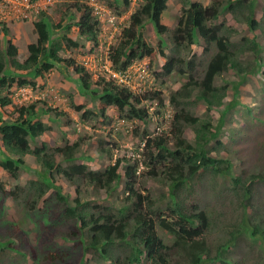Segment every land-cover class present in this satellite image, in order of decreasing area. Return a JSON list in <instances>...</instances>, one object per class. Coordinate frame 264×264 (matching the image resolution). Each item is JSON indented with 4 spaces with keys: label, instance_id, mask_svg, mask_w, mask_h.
Masks as SVG:
<instances>
[{
    "label": "trees",
    "instance_id": "obj_1",
    "mask_svg": "<svg viewBox=\"0 0 264 264\" xmlns=\"http://www.w3.org/2000/svg\"><path fill=\"white\" fill-rule=\"evenodd\" d=\"M113 1V6L131 2V0ZM168 1L139 0L138 7L121 31L118 44L112 46L109 60L115 70L126 71L139 63L140 60L156 57L155 50L144 40L143 32L148 25L153 27L160 42L163 35L172 37L175 50L197 45L199 39L204 41L206 53L216 48L215 54L204 66L201 80L194 79L196 68L199 66L196 61L197 55L189 62L177 58V56H171V58H167L162 68V74H157L159 77H167L175 73L187 76L189 73L190 76V80L179 90L173 92L171 97V103L176 106L175 117L170 125L173 144L169 143L170 136H167V132L158 136L145 135L144 148L140 152V157L118 158L102 171H95L86 164L78 163L66 168L63 167L64 164L77 159V154L85 138L72 144L67 141L64 146L56 148L48 147L44 143L41 147L33 149L31 140L35 141L50 130L39 119L36 106L32 104L19 108L17 110L19 118L13 122L6 121L5 114L0 110V144L5 148L4 151L0 150L3 156L0 160V170H5L14 180H19L21 172L29 171L30 167L25 161V156L31 154L42 167L40 171L31 170L37 178L35 179L33 175L28 186L17 185L11 191L7 190L6 184L0 177V196H6L8 200L15 202L22 198L25 202L24 205L31 212L41 209L43 205L41 210L47 208L46 216L49 223L44 222L43 224V218H40L41 223L38 226L40 232L35 233L33 240L27 236L32 244L28 245L29 254L21 253L22 257L30 255L31 258L28 259L34 261L40 253L44 261L41 263L63 264L64 257L68 254L62 255L65 247L60 246L57 240L73 242L74 236L80 233L82 239L78 243L82 249V259L93 252L102 255L103 258H108L110 257L108 248L117 242H122L132 245V252L126 258L127 264H143V261H149L150 264H170L169 251L179 247H185L183 249L187 251L188 264H203V255L207 252V248L201 240L204 239L210 226L209 214L196 205H192L193 211L189 212L190 210H187L183 204L174 202L175 191L182 188L200 171L211 170L210 172L219 175L232 176V164L227 160L211 157V146L215 141L217 145L222 143L219 139L225 128V118L228 112L239 106L240 89L245 83L246 77L255 74L256 70L262 68L264 49L256 42L255 34L252 39L243 36L236 40L239 35L238 31L225 21L221 22V18L226 12H238L239 20L246 24L252 33H256L262 28L255 15L256 0H210L207 5L198 0H182L177 26L173 31H169L162 22V16L168 9ZM1 3L2 0H0ZM68 9L69 11L76 10L82 14L77 22L80 28L79 35L97 42L100 23L93 16V8L81 5L76 0L68 5ZM121 14L122 12H119V15ZM3 28L5 37L9 36L6 27ZM34 28L38 37L37 42L28 46L29 56L24 61L17 58L18 49L10 40L7 41L5 48L0 49V109L13 105L12 98L3 93L5 88H11L15 83L19 88L35 87L38 81H45L47 74L62 64L73 68L75 74L78 75L80 94H92L102 100L100 110L104 115L108 108L115 107L121 116L125 114L129 120L138 119L145 123L152 116L147 110L139 108L144 100L158 101L157 105L163 106L162 92L155 91L141 97L105 77H100L99 82H96V85L102 88V93L99 94L97 90L91 88V74L83 65L74 58H63L59 55L62 47L55 41L56 36L53 31L55 26L49 18L41 16L34 23ZM170 32H172V36ZM63 38L68 42L67 48L76 47V43L66 35H63ZM162 56L165 57V54L161 46L157 57ZM186 68L187 70H185ZM229 70H233L239 80H227L226 85L217 86V78L222 77ZM231 90L235 99L226 104L227 94ZM193 91L197 92L196 99L203 101L207 105L206 110L210 112L225 105L226 108L221 112L216 126L212 124L211 116L203 120L187 108L189 103L187 101H191ZM69 99L71 108L78 113L82 112V120L88 121L93 113L87 111L83 105L75 104L72 95L69 96ZM41 112L50 113L53 112V109L47 108ZM157 114L159 115V112ZM189 127L193 128L194 134H196L194 144L189 143L184 137L185 131ZM113 147L117 148V145ZM113 147L110 149L112 150ZM99 151L101 154L107 151L102 142L99 144ZM58 156L62 157L63 162H57ZM123 169L125 175L121 174ZM55 173L64 175L71 183H75L76 179H79L107 192L114 191L115 184L121 182L125 177V204L116 208V212L111 207L104 208L106 213L98 212L99 206H93L94 211H91L90 205L85 207L81 200L71 201L69 196L63 194L62 188L53 181ZM145 178L164 180L163 183L170 189L169 196L173 199L167 208L157 209L155 206L157 201L152 199L148 190L142 189ZM166 181H168L167 184ZM235 181L240 183L237 178ZM76 187L79 192L80 186L77 184ZM50 191L54 193L48 198ZM248 194L247 191L245 196L247 197ZM65 220L75 222L73 231H59L57 226H60L61 223L64 224ZM263 227L255 226L249 235L253 240L260 242L263 248L258 255L259 258L257 257L255 260L257 264L262 263L261 258L264 255ZM161 231L174 237L175 243L169 245L164 242L160 237ZM241 233V231L232 232L228 239V247L234 246ZM20 234L17 226L15 232L10 234V239L1 242L0 246L10 248V241L22 238ZM223 248L218 252H225V248ZM11 249L14 252L18 251L14 248ZM207 259H212V257L208 255ZM217 259L219 256L213 258L212 261L216 262ZM113 260V264H121L118 259ZM78 263L82 264L83 262L80 263L79 259ZM220 264L234 263L228 258L222 259Z\"/></svg>",
    "mask_w": 264,
    "mask_h": 264
},
{
    "label": "rangeland",
    "instance_id": "obj_2",
    "mask_svg": "<svg viewBox=\"0 0 264 264\" xmlns=\"http://www.w3.org/2000/svg\"><path fill=\"white\" fill-rule=\"evenodd\" d=\"M13 1L20 3L18 6L23 4L22 0ZM198 1L205 5L210 3V0ZM68 2L73 3L76 0H52L50 3L41 0L38 2L37 10H33L32 13L28 12L27 19L20 17V8L18 9L14 4L12 9L10 8L12 13L9 9H5L4 14H0V49L5 48L7 41L10 40L18 49L17 58L24 59L28 54V46L37 42L38 37L34 23L41 16H47L55 26L53 30L54 36H56L55 41L62 47L59 55L63 58H74L78 63L85 66L92 77L91 88L101 94L102 88L96 85V82L100 80V70H104L110 50L112 46L118 44V38L128 22L130 11H134L138 7L139 0H131L129 4L124 1V4L114 6L113 0H78L81 5L93 8L95 16L102 15L98 19L100 24L97 42L79 35L80 28L77 22L82 14L76 10L69 11L68 5L71 3ZM256 4L255 15L262 30L252 33L248 26L239 20L240 14L238 12H226L221 18V22L225 21L238 31L239 35H237L236 40L243 36L252 39L255 34L256 42L264 49V0H256ZM181 9L182 0L168 1V9L162 18L163 23L170 30H174ZM119 12L122 14L119 15ZM113 17L115 21L110 23L109 21ZM3 27H6L9 36L5 37ZM63 35H66L72 42L74 41L76 47L67 48L68 42L63 38ZM143 36L144 40L155 50L156 57L146 58V61L141 64L147 65L150 77L148 81L151 83L153 77H156L155 88L163 94V106H153L152 101L139 106L140 109L146 110L148 108L150 112H154V115L145 123L138 119L129 120L125 114L121 116L115 107L108 108L104 115L100 110L102 100L92 94H80V88L77 86L79 84L77 82L78 75L72 68L63 64L49 72L45 81L38 82L40 85L37 83L35 87L19 88L15 83L13 87L5 88L3 93L12 98L13 101V105L0 109L5 114L6 121H16L19 118V112H17L19 108L34 104L36 111L39 112V119L50 130L35 141L31 140L33 149L41 147L44 143L48 147L56 148L64 146L67 141L72 144L85 138L77 154V159L74 162L64 164L63 167L66 168L78 163L86 164L95 171H102L118 158L124 156L128 159L134 156L140 157V152L144 148L145 135L158 136L162 134L161 132H170L172 117L176 113V106L171 103V97L173 92L179 90L190 80L189 73L187 76L175 73L171 76L159 77L157 74H162V68L167 58L177 56V58L189 62L197 55L196 61L199 66L196 68L194 79L201 80L204 66L216 52V48H213L206 53L204 51L205 43L202 39H199L197 45L175 50L172 37L163 35L160 42V38L156 36L151 25H148L147 29L144 30ZM161 43L165 57H157ZM227 80L238 81L239 79L233 70H229L222 77L217 78L216 84L222 87L227 84ZM196 93L195 91L192 92V99L187 101L189 102L187 108L203 120L211 116L213 118L212 124L216 126L221 112L226 108L225 105L210 112L206 110L207 105L203 101L196 99ZM71 95L75 104L83 105L87 111L93 113L88 121L82 120V112L78 113L71 108L69 99ZM227 96L226 104L235 99L232 90ZM239 97V106L228 112L225 118V128L219 139L222 143L217 145L216 141L213 142L212 153H210L211 157L227 160L232 164V176L219 175L210 172L211 170L200 171L188 180L182 188L175 191L174 202L183 204L187 210H190L189 212L193 211L192 205H196L209 214L210 226L204 239L201 240L207 248V252L203 255V264H220L222 259L228 258L234 264H257L255 260L263 249L260 242L253 240L249 235L255 226H264V64L261 69L255 71V74L246 77L245 83L240 89ZM47 108H52L53 112H41ZM157 112H159V117H157ZM185 134V139L194 144L196 135L194 129L187 128ZM101 142L107 150L102 154L99 151ZM169 143H174L172 135H170ZM114 145H117V148L113 147ZM0 150H5L2 144H0ZM2 158L0 153V160ZM56 160L59 163L63 162L61 156H58ZM25 161L30 167L29 171L21 172L20 179L17 181L5 170H0V177L6 184L8 191L13 190L17 185L28 186L33 175L35 179L37 178L31 170L40 171L41 165L37 163L32 154L26 155ZM124 171V169L121 170V174L125 175ZM236 178L240 180V183H236ZM53 181L62 188L63 194L69 196L71 201L79 199L83 206L88 207L90 205L91 211H94L93 206H99L98 212L106 213L104 208L107 207L113 208V211L116 212V208L125 204V177L122 178L121 182L115 184L114 191L111 192L99 190L79 179H76L75 183H71L59 173L53 175ZM163 182L164 180L145 178L142 183V189L148 190L152 199L157 201L156 208L162 210L172 203V198L169 196L170 189ZM167 183L168 181H166ZM77 184L80 186L79 192L77 191ZM247 191L249 194L246 197ZM53 193L52 191L48 192V198ZM21 199L19 198V201L15 202L8 200L6 196H0V243L10 239V234L15 232L17 226L22 236L16 241H10V248L0 246V264H38L44 262L40 253L34 261L28 259L31 258L30 255L22 257L21 253L29 254L28 245L32 244L31 240L34 239L35 233L40 232L38 227L41 223L40 218H43V224L44 222L49 223L46 216L47 208L41 210L44 207L42 204L41 209L31 212L24 205V200ZM57 227H59L60 232H70L75 229V222L65 220L64 224L61 223ZM234 231H241L242 233L238 236L234 246L228 247V239ZM160 237L169 245L175 243L174 237L162 231ZM81 239L80 233H77L74 236L76 242L57 240L60 246L66 248L62 251V255L68 254L64 257L63 264H79V259L80 263L83 262L82 264H113V259H118L121 264H127L126 258L132 252V245L117 242L108 248L110 249V255L107 253L110 256L108 258H103L102 255L93 252L82 259L83 253L78 243ZM222 247L225 248V252H218L222 250ZM11 248L18 251L14 252ZM183 248L185 247L169 251L170 264H188L189 257H186L187 251ZM208 255L212 259L219 256V259L216 262L212 259L208 260ZM262 256L261 264H264V255ZM143 264H150V262L143 261Z\"/></svg>",
    "mask_w": 264,
    "mask_h": 264
},
{
    "label": "built area",
    "instance_id": "obj_3",
    "mask_svg": "<svg viewBox=\"0 0 264 264\" xmlns=\"http://www.w3.org/2000/svg\"><path fill=\"white\" fill-rule=\"evenodd\" d=\"M49 3L51 0H46ZM25 8L24 12L33 10H37L39 5L30 4L27 1H24V5L22 6ZM146 64H139L137 63L133 67H130L126 71H114L109 64L104 66L102 76L107 77L110 80L115 81L119 85L123 87L129 88L132 92L136 93L137 95H145L149 92L155 91L153 89V83L147 85L149 74L147 71Z\"/></svg>",
    "mask_w": 264,
    "mask_h": 264
},
{
    "label": "clouds",
    "instance_id": "obj_4",
    "mask_svg": "<svg viewBox=\"0 0 264 264\" xmlns=\"http://www.w3.org/2000/svg\"><path fill=\"white\" fill-rule=\"evenodd\" d=\"M24 1H27L28 3H30V4H35V5H38V2H40L41 0H37V1H34V0H22V2H23V4H21V5H19L18 6V4H20V3H16V2H14L13 0H2V3L0 4V14H4V10L5 9H9V11H10V8L12 9V6H13V4L14 5H16V7H18V9H19V12L21 13V15H20V17H24L25 19H27L28 18V12H30V13H32L33 12V10H30V11H27V12H24L25 11V8L24 7H22L23 5H24ZM4 2H6V3H4ZM51 2H52V0H51ZM207 5V4H206ZM21 9H22V11H21ZM16 10H17V8H16ZM36 10V9H35ZM136 10V9H135ZM134 10V11H135ZM134 11H130V15H129V18H130V16H131V14L134 12ZM166 12V11H165ZM164 12V13H165ZM10 13H12L11 11H10ZM94 10H93V16H95L94 15ZM164 15V14H163ZM101 16L102 15H96L95 16V18L97 19V21H98V19H100L101 18ZM180 16V15H179ZM163 17V16H162ZM129 18H128V20H129ZM114 21H115V18L113 17V18H111L110 19V23H114ZM177 21H178V19H177ZM99 22V21H98ZM162 22H163V18H162ZM100 23V22H99ZM164 24V23H163ZM165 25V24H164ZM166 26V25H165ZM176 26H177V23H176ZM176 26H175V28H176ZM174 28V29H175ZM169 29V28H168ZM169 31H173V30H170L169 29ZM112 50V49H111ZM111 50H110V53H109V55L111 54ZM28 54H27V56L24 58V59H19L20 61H24L25 59H27V57L29 56V51L27 52ZM144 61H146V59H143L142 61L140 60L139 61V64H141L142 62H144ZM107 64H109L110 65V67L114 70V71H117V70H115V68L113 67V64L110 62V60H109V56L107 57V60H106V65ZM85 67V66H84ZM54 69H56V68H54ZM53 69V70H54ZM73 69V68H72ZM63 71V70H62ZM102 74H103V71H102V69L100 70V77H104V76H102ZM48 75V74H47ZM106 79H108L107 77H105ZM150 78V77H149ZM109 81H113V80H110V79H108ZM155 81H156V77H153V82H151V83H153V89H156L155 91H157V92H161L159 89H157V88H155ZM39 83L40 82H43L42 80H40V81H38ZM113 82H115V81H113ZM38 83V84H39ZM42 84H44V83H42ZM150 84V82L148 81L147 82V85H149ZM40 85V84H39ZM78 86V85H77ZM125 89H128L129 91H131L129 88H127V87H124ZM155 91H152V92H155ZM132 92V91H131ZM132 93H134V92H132ZM149 93H151V92H149ZM135 95H137L136 93H134ZM148 94V93H147ZM138 96H143V95H138ZM145 102H151V100H144L143 102H142V104L143 103H145ZM154 104H153V106H158L157 104L159 103L158 101H155V102H153ZM142 109V108H141ZM147 111H148V113L150 114V116H152V115H154V112H150L149 110H148V108L146 109ZM157 117H159V115L157 116ZM174 117H175V114H174V116L172 117V121H173V119H174ZM156 118V117H155ZM157 121V120H156ZM172 121H171V123H172ZM44 123V122H43ZM158 130H159V128H158ZM171 132V131H170ZM167 133V136L169 135H171V133ZM162 134H164V132H161ZM149 136V135H148ZM184 137H185V135H184Z\"/></svg>",
    "mask_w": 264,
    "mask_h": 264
},
{
    "label": "crops",
    "instance_id": "obj_5",
    "mask_svg": "<svg viewBox=\"0 0 264 264\" xmlns=\"http://www.w3.org/2000/svg\"><path fill=\"white\" fill-rule=\"evenodd\" d=\"M67 82V81H66ZM68 83V82H67Z\"/></svg>",
    "mask_w": 264,
    "mask_h": 264
}]
</instances>
